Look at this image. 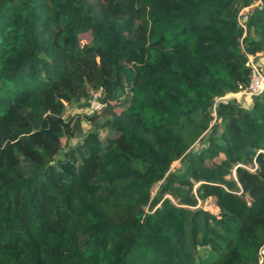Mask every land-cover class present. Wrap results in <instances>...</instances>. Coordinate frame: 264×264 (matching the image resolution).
Segmentation results:
<instances>
[{
	"label": "trees",
	"instance_id": "trees-1",
	"mask_svg": "<svg viewBox=\"0 0 264 264\" xmlns=\"http://www.w3.org/2000/svg\"><path fill=\"white\" fill-rule=\"evenodd\" d=\"M98 1L0 0V264H258L264 0Z\"/></svg>",
	"mask_w": 264,
	"mask_h": 264
},
{
	"label": "rangeland",
	"instance_id": "rangeland-1",
	"mask_svg": "<svg viewBox=\"0 0 264 264\" xmlns=\"http://www.w3.org/2000/svg\"><path fill=\"white\" fill-rule=\"evenodd\" d=\"M95 1V6L97 8H100L101 7V4L99 3L98 0H94ZM258 3V0H253L252 2V5H255ZM244 17H242L240 19V24H241V21H244L243 19ZM89 39V35L88 34H84L82 35L81 37V42H86L87 40ZM257 61V64H261V62L263 61V58L262 57H259L256 59ZM231 95L229 96H225L223 100H226V99H231L233 98L234 102L240 106H248L249 103L251 102V97H248L242 93H234V95L232 97H230ZM66 109H65V113H64V116L66 115H73V114H76V113H80L81 111L80 110H77L73 104H70V105H66L65 106ZM116 111H118V109H114ZM83 113V112H82ZM89 129V125L87 122L85 121H81L80 123V130L79 132L73 137V138H68V139H61V145H62V149H64L65 147H68V146H73L75 145L76 143L79 142V140L81 139L82 135L85 133V131ZM199 146H201V144L199 143H194L192 145V148L193 149H196L198 148ZM178 166V163L175 161L173 162L171 165H170V168H176ZM156 188V185L153 186L152 188V193H154V190ZM198 206L202 207L203 209L207 207L208 205V202H203V203H197ZM259 264H264V256L262 258V261L259 263Z\"/></svg>",
	"mask_w": 264,
	"mask_h": 264
},
{
	"label": "built area",
	"instance_id": "built-area-1",
	"mask_svg": "<svg viewBox=\"0 0 264 264\" xmlns=\"http://www.w3.org/2000/svg\"><path fill=\"white\" fill-rule=\"evenodd\" d=\"M246 64L249 68L248 85L245 89L238 91L237 93H242L248 97L259 95L264 90V74L259 69L257 62L254 60L253 57L248 56L246 59ZM224 97L225 96L216 98L214 100V103L216 101L224 99ZM102 105L103 104L98 99V94L91 93V96L88 100L86 108L84 109V112L91 113L94 111H98L102 107ZM263 256H264V247L262 246L258 250V264L262 261Z\"/></svg>",
	"mask_w": 264,
	"mask_h": 264
}]
</instances>
